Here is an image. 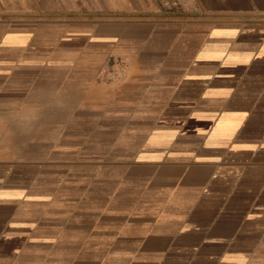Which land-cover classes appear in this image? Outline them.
Instances as JSON below:
<instances>
[{
	"label": "crops",
	"instance_id": "obj_1",
	"mask_svg": "<svg viewBox=\"0 0 264 264\" xmlns=\"http://www.w3.org/2000/svg\"><path fill=\"white\" fill-rule=\"evenodd\" d=\"M181 2L0 0V264H264V0Z\"/></svg>",
	"mask_w": 264,
	"mask_h": 264
},
{
	"label": "built area",
	"instance_id": "obj_2",
	"mask_svg": "<svg viewBox=\"0 0 264 264\" xmlns=\"http://www.w3.org/2000/svg\"><path fill=\"white\" fill-rule=\"evenodd\" d=\"M160 4L163 10L168 12H173L179 9H184L183 3L181 0H160ZM107 79L111 81L118 80L126 75V62L124 59H116L110 69L105 72Z\"/></svg>",
	"mask_w": 264,
	"mask_h": 264
},
{
	"label": "rangeland",
	"instance_id": "obj_3",
	"mask_svg": "<svg viewBox=\"0 0 264 264\" xmlns=\"http://www.w3.org/2000/svg\"><path fill=\"white\" fill-rule=\"evenodd\" d=\"M105 74L106 73L104 72V73H102L101 76L99 75L98 79L101 80V81H103V82H106V83H113V82H115V81H111L110 79H107L106 76H105ZM126 75H127V73H126ZM126 75L123 76V77H121V78H118L117 81L123 80L126 77Z\"/></svg>",
	"mask_w": 264,
	"mask_h": 264
}]
</instances>
